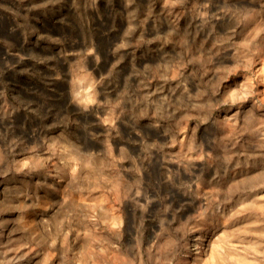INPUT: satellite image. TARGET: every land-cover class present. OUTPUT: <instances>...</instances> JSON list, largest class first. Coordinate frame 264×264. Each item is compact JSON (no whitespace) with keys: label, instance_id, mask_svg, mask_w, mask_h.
<instances>
[{"label":"rangeland","instance_id":"rangeland-1","mask_svg":"<svg viewBox=\"0 0 264 264\" xmlns=\"http://www.w3.org/2000/svg\"><path fill=\"white\" fill-rule=\"evenodd\" d=\"M0 264H264V0H0Z\"/></svg>","mask_w":264,"mask_h":264}]
</instances>
